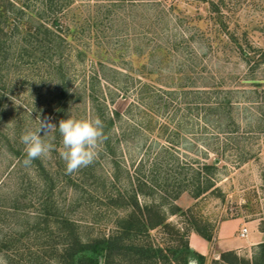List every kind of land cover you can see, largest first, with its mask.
<instances>
[{
	"label": "rangeland",
	"instance_id": "rangeland-1",
	"mask_svg": "<svg viewBox=\"0 0 264 264\" xmlns=\"http://www.w3.org/2000/svg\"><path fill=\"white\" fill-rule=\"evenodd\" d=\"M57 18L64 39L58 41L60 50L49 56L40 52L38 40H31L26 54L14 55L0 82V264L39 263L40 257L50 256L63 242L62 218L75 224L83 239L109 233L123 209L107 207L106 197L131 189L125 168L133 176L141 168L148 173L156 160L170 167L167 160L174 156L194 168L199 162H215L218 169L213 187L205 193L193 197L182 192L168 199L173 211L172 205L162 206L165 223L184 241L189 243L194 233L212 246L225 221L264 233V0H71ZM99 61L119 69L120 75L107 73L111 81L128 87L116 90L111 109L126 113L135 103L140 78L175 91L167 97V116H159L156 130L140 138L123 123L131 135L123 138L118 155L98 154L93 167L72 174L66 173L60 156L62 137L50 131L42 139L52 145L51 152L25 166L21 135L35 132L39 119L57 124L58 65L66 75L68 93L75 94L63 111L64 119L94 120L87 94ZM101 85L108 93L107 82L101 79ZM113 85L109 87L115 90ZM184 91L191 93V106L183 100ZM225 102L229 105L222 109ZM139 116L136 113L134 121L139 122ZM166 117L171 119L168 134L173 138L175 128L178 132V146H171L174 155L160 153L155 142L166 143L156 137ZM111 134L115 139L116 130ZM112 159L122 167L118 189L109 183L115 171ZM234 224H229L230 232ZM150 237L163 247L177 244L164 226L151 230ZM261 243L264 240L206 254L189 244L194 253L187 263L264 264ZM222 253H230L228 261L220 258Z\"/></svg>",
	"mask_w": 264,
	"mask_h": 264
},
{
	"label": "trees",
	"instance_id": "trees-1",
	"mask_svg": "<svg viewBox=\"0 0 264 264\" xmlns=\"http://www.w3.org/2000/svg\"><path fill=\"white\" fill-rule=\"evenodd\" d=\"M71 0H0V82L4 77V71L9 63L13 61L15 54L21 51L19 56L27 53L26 45L31 40L40 42V52L47 53L49 56L60 50V42L63 41L62 35L59 34L61 24L57 18L64 7ZM36 3V4H35ZM37 5V6H36ZM36 6V7H35ZM45 50V51H44ZM151 55V54H150ZM98 72L92 77L91 89L87 94V102L91 103L92 111L95 118H99L104 124V133L107 137L101 143L97 152L99 155H118L121 148V142L127 135L135 137H144L146 134L153 133L158 125L159 116H167V110L170 105L167 97L175 91H164L158 89L147 82L137 79L138 87L136 88L135 103L130 104L126 113L119 112L110 108L117 100L118 93L116 90H127V85L120 87L117 81H111V75L122 74L119 69L110 67L106 62H98ZM52 65V64H51ZM60 78V92L58 94L57 128L54 129L57 139L61 136L58 130L59 121L64 119L63 111L70 99L75 94H69L66 88L65 73L62 71L61 64L56 68ZM55 72V71H54ZM56 73V72H55ZM125 79H136L126 74ZM101 79L107 82L108 93L103 90L105 86L101 85ZM128 81V80H126ZM117 84L115 90L110 89L109 84ZM109 94V96L107 95ZM190 92H183V100L186 106H191L193 102L188 97ZM77 95V94H76ZM79 95V94H78ZM78 97V96H77ZM79 98V97H78ZM197 102V101H196ZM228 102L222 104V109L228 107ZM189 108V107H187ZM192 109V108H191ZM197 109V107H195ZM140 121H134L136 113ZM170 120V121H169ZM188 120V119H187ZM171 119L159 125L160 132L156 137L165 138L164 142H155L159 147L160 153L174 155L171 146L176 145L174 135H178L177 129L173 132V138L168 134ZM117 123L119 125L117 126ZM126 123L130 133L123 130L122 124ZM181 125H178V128ZM181 128V127H180ZM115 129L117 135L111 134ZM119 132H121L119 134ZM168 134V135H167ZM164 136V137H163ZM178 148V147H177ZM122 149V148H121ZM156 155H161L158 154ZM202 154L207 155L202 152ZM120 155V154H119ZM170 167H162V161H155L150 166L149 171L143 172V168L135 172V175L128 174L129 191L117 190L116 194L107 195L106 205L109 208L120 207L123 209L121 216L113 219V229L107 234L95 235L83 239L76 229L75 224L67 219L62 218L60 223L63 224L61 237L63 242L61 247L52 249L53 253L48 257H40L39 263L32 264H188L187 257L193 252L188 241L178 230L170 228L165 223L163 205H174L170 199H176L182 192H188L193 197H198L213 187L212 178L215 171L218 170L216 163L208 164L199 162L197 167L192 166V162L182 163L174 156L167 160ZM115 171L112 173L111 180L107 179L111 189H118L116 182H121L119 162L112 159ZM93 162L89 167H93ZM143 167V166H141ZM162 167V168H161ZM40 163V170H43ZM103 185H105L103 183ZM152 197L153 201H140V197ZM155 196L160 199L161 203L155 201ZM169 199V200H168ZM176 209V207H175ZM159 226H164L175 236L177 244L161 246L155 244L150 237V231ZM205 239L211 240V236L203 235ZM264 247V243L259 245ZM194 253V252H193ZM222 253L220 258L224 261L226 255ZM44 256V255H43ZM201 261L204 257L198 254Z\"/></svg>",
	"mask_w": 264,
	"mask_h": 264
},
{
	"label": "clouds",
	"instance_id": "clouds-1",
	"mask_svg": "<svg viewBox=\"0 0 264 264\" xmlns=\"http://www.w3.org/2000/svg\"><path fill=\"white\" fill-rule=\"evenodd\" d=\"M56 128L49 119H39L35 132L28 131L21 135L20 141L25 145L26 152L23 161L25 166H30L33 160L46 157L51 152L52 145L46 143L42 136ZM103 129V121L99 118L77 120L70 116L59 121L58 130L63 145L60 156L66 164L67 174H72L95 161L99 145L107 139Z\"/></svg>",
	"mask_w": 264,
	"mask_h": 264
},
{
	"label": "crops",
	"instance_id": "crops-1",
	"mask_svg": "<svg viewBox=\"0 0 264 264\" xmlns=\"http://www.w3.org/2000/svg\"><path fill=\"white\" fill-rule=\"evenodd\" d=\"M229 224L234 223L231 221H225L219 225L212 246L202 238L196 236L194 233L189 236L190 246L201 254H206L212 250H217L219 252L230 249H240L257 244L258 242L264 240V233L258 232L257 230L254 232H252V230L249 232L247 231L245 236H240L239 230L243 226L240 228V226H236V224L233 225L236 229L230 232Z\"/></svg>",
	"mask_w": 264,
	"mask_h": 264
},
{
	"label": "built area",
	"instance_id": "built-area-1",
	"mask_svg": "<svg viewBox=\"0 0 264 264\" xmlns=\"http://www.w3.org/2000/svg\"><path fill=\"white\" fill-rule=\"evenodd\" d=\"M247 234V228L246 227H243L241 230H240V232H239V235L240 236H245Z\"/></svg>",
	"mask_w": 264,
	"mask_h": 264
}]
</instances>
